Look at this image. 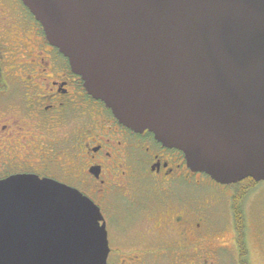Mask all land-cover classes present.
<instances>
[{
	"label": "water",
	"instance_id": "water-1",
	"mask_svg": "<svg viewBox=\"0 0 264 264\" xmlns=\"http://www.w3.org/2000/svg\"><path fill=\"white\" fill-rule=\"evenodd\" d=\"M93 98L222 185L264 181V0H22ZM99 209L0 182V264H106Z\"/></svg>",
	"mask_w": 264,
	"mask_h": 264
},
{
	"label": "flooded vegetation",
	"instance_id": "flooded-vegetation-1",
	"mask_svg": "<svg viewBox=\"0 0 264 264\" xmlns=\"http://www.w3.org/2000/svg\"><path fill=\"white\" fill-rule=\"evenodd\" d=\"M18 176L90 200L106 264H264V181L219 184L121 124L22 0H0V182Z\"/></svg>",
	"mask_w": 264,
	"mask_h": 264
}]
</instances>
